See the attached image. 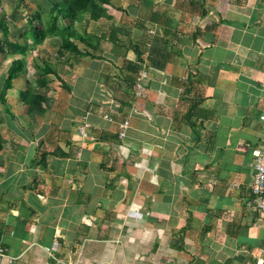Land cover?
Masks as SVG:
<instances>
[{"label": "crops", "instance_id": "0c3cea01", "mask_svg": "<svg viewBox=\"0 0 264 264\" xmlns=\"http://www.w3.org/2000/svg\"><path fill=\"white\" fill-rule=\"evenodd\" d=\"M60 1L0 0L8 40L30 42L27 16ZM109 1L74 24L96 38L76 41L91 56L55 37L0 52V91L23 62L5 92L11 113L0 104V239L12 264H44L55 243L77 264H253L264 248V215L246 203L264 136V0ZM43 60L65 86L53 75L35 85Z\"/></svg>", "mask_w": 264, "mask_h": 264}, {"label": "trees", "instance_id": "16d2710c", "mask_svg": "<svg viewBox=\"0 0 264 264\" xmlns=\"http://www.w3.org/2000/svg\"><path fill=\"white\" fill-rule=\"evenodd\" d=\"M109 0H62L53 5L48 13L34 11L26 18L28 24L27 35L30 34L31 41L25 43L11 42L8 40V27L0 23V31L3 40L0 41V52L7 54L24 55L26 51L35 50L42 45L46 38L55 37L59 40V48L62 51L69 52L74 56H87L91 54L86 49L77 46L76 41L85 43L96 40L89 34H80L74 28L76 22H81L86 18L90 20L98 19L103 13L104 4H109ZM61 21L59 25L57 22ZM23 62L21 59H13L7 70V76L0 91V104L7 113H11L10 106L6 101L5 92L9 87V81L18 72L22 71ZM49 75H53L62 85L65 83L57 74L56 70L45 60L42 61V67H35L34 82L38 88H44L49 82ZM130 92V91H129ZM34 93L26 90L21 93L23 100L28 104L29 110L34 109Z\"/></svg>", "mask_w": 264, "mask_h": 264}, {"label": "built area", "instance_id": "2783aa9c", "mask_svg": "<svg viewBox=\"0 0 264 264\" xmlns=\"http://www.w3.org/2000/svg\"><path fill=\"white\" fill-rule=\"evenodd\" d=\"M153 31L149 30L148 34H152ZM147 46H151V42L148 41ZM146 76V73L143 69L139 70L137 75L135 76L134 81L129 85V91L133 94L134 97L138 98L142 96L144 88L142 80ZM104 117L113 121V117L110 113H104ZM260 120L264 122V112L260 115ZM129 126L128 119L123 120L119 124V137L124 136L125 129ZM88 123L83 122L78 127V132L81 136L85 137L88 134ZM251 154L253 156V166L254 172L252 174V179L250 183V197L246 201L247 205L252 209L258 211L260 214L264 215V164H263V156H264V136L260 139L259 143L252 148ZM57 243L48 253V258L46 259L44 264H77L74 260L71 259H63V257L59 256L57 253ZM14 258L9 256L7 253V249L4 246L2 240L0 239V264H12ZM253 264H264V248L261 249L254 256Z\"/></svg>", "mask_w": 264, "mask_h": 264}]
</instances>
